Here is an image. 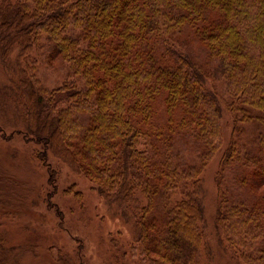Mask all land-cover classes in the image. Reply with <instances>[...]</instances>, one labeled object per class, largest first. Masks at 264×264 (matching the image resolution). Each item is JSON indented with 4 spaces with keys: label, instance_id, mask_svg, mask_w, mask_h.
I'll return each instance as SVG.
<instances>
[{
    "label": "trees",
    "instance_id": "16d2710c",
    "mask_svg": "<svg viewBox=\"0 0 264 264\" xmlns=\"http://www.w3.org/2000/svg\"><path fill=\"white\" fill-rule=\"evenodd\" d=\"M34 52L75 79L46 88ZM0 65V135L37 146L52 189V158L84 176L148 264L212 261L201 174L228 114L215 224L234 261L264 264V0H0ZM251 122L259 132L243 141ZM8 253L0 237V264Z\"/></svg>",
    "mask_w": 264,
    "mask_h": 264
},
{
    "label": "rangeland",
    "instance_id": "374dc122",
    "mask_svg": "<svg viewBox=\"0 0 264 264\" xmlns=\"http://www.w3.org/2000/svg\"><path fill=\"white\" fill-rule=\"evenodd\" d=\"M31 63L48 89L75 79L59 59L56 65L51 64L34 52ZM7 80V73L0 65V85ZM209 84L226 98L224 79H212ZM1 123L6 127L8 137L11 124L3 120ZM241 127L243 141L252 138L260 129L256 122L241 124ZM223 128V148L201 174L204 233L207 243L212 246L213 259L210 261L201 253L200 264H239L225 250V242L215 224L218 207L216 175L233 134L228 114H225ZM36 149V145L27 143L19 135L11 140L0 135V237L7 244L10 264H148L138 253L129 254L134 227L120 210L107 204L84 176L53 158L57 183L56 188H50L49 174L36 156ZM183 149L187 150L184 154L189 162L199 165L196 153L189 146H183ZM73 185L79 196L73 194L70 188ZM113 238L119 240L120 247L113 243Z\"/></svg>",
    "mask_w": 264,
    "mask_h": 264
}]
</instances>
